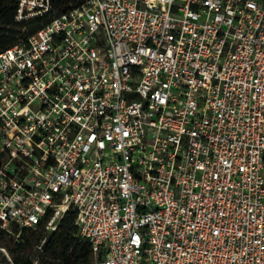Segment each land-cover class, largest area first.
<instances>
[{
    "label": "built area",
    "instance_id": "1",
    "mask_svg": "<svg viewBox=\"0 0 264 264\" xmlns=\"http://www.w3.org/2000/svg\"><path fill=\"white\" fill-rule=\"evenodd\" d=\"M34 18L0 52V228L72 210L98 264H264V0H19Z\"/></svg>",
    "mask_w": 264,
    "mask_h": 264
},
{
    "label": "trees",
    "instance_id": "2",
    "mask_svg": "<svg viewBox=\"0 0 264 264\" xmlns=\"http://www.w3.org/2000/svg\"><path fill=\"white\" fill-rule=\"evenodd\" d=\"M84 0H52L57 12H65L70 4L79 5ZM19 0H0V52L16 44L20 39L35 34L47 18H34L24 23L15 20ZM26 28V31L23 30ZM76 213L68 211L59 223L58 229L52 232L43 245V252L38 264H91L93 253L90 244L80 240L78 228L75 224ZM44 223L37 229L43 228ZM33 229L22 232L21 239L15 243V248L2 243L5 237L13 236L0 228V247H5L11 255L12 261L6 259L0 252V264H35L31 257V248L39 242V238L28 239ZM28 239V240H26Z\"/></svg>",
    "mask_w": 264,
    "mask_h": 264
},
{
    "label": "rangeland",
    "instance_id": "3",
    "mask_svg": "<svg viewBox=\"0 0 264 264\" xmlns=\"http://www.w3.org/2000/svg\"><path fill=\"white\" fill-rule=\"evenodd\" d=\"M26 31V28L23 29ZM52 231L48 230V228L46 226H44L41 229H33L32 232H30L27 236L28 239H33V237L35 239L39 238V242L37 244H34V246L31 248V257L33 258V260L35 261V264H38V260L42 255L43 252V243L45 240H47V238L51 235ZM22 237V236H21ZM21 238H17L13 236V239H10L9 236L5 237V240L2 243L7 244V245H11V247L15 248V243L18 242V240H20ZM26 239V240H28ZM0 252L3 254V256L8 259L9 261H12L11 255L8 252V250L5 247H0ZM91 264H98L96 257H93L92 263Z\"/></svg>",
    "mask_w": 264,
    "mask_h": 264
}]
</instances>
